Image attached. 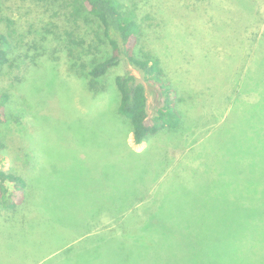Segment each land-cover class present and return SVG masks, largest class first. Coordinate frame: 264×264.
Masks as SVG:
<instances>
[{"label": "rangeland", "instance_id": "obj_1", "mask_svg": "<svg viewBox=\"0 0 264 264\" xmlns=\"http://www.w3.org/2000/svg\"><path fill=\"white\" fill-rule=\"evenodd\" d=\"M118 1L135 7L138 47L159 60L176 90L178 129L160 130L143 146L111 114L113 80L130 71L143 83L149 115L162 102L157 89L121 61L96 93L46 33L63 25L57 3L0 0L14 32L0 70V91L9 95L0 170L28 182L53 173L52 182L88 192L76 209L107 211L86 225L57 221L59 246L82 254L55 253L48 264H264V0ZM89 43L88 62L111 52ZM92 183L103 201H91ZM99 237L101 245L121 243L100 247Z\"/></svg>", "mask_w": 264, "mask_h": 264}, {"label": "trees", "instance_id": "obj_2", "mask_svg": "<svg viewBox=\"0 0 264 264\" xmlns=\"http://www.w3.org/2000/svg\"><path fill=\"white\" fill-rule=\"evenodd\" d=\"M45 2L50 6V0ZM56 3L62 8L60 10L63 25L57 26L54 23L46 33L59 41L60 49L66 54L69 66L79 69L77 71L81 74L78 75L89 89L96 93L103 91L99 81L111 68L122 61V64L126 63L138 71L142 81L152 84L160 93L161 105L153 115H149L143 83L139 82L130 71H125L114 78L118 100L111 114L117 121L122 122L121 125H128L127 132L133 143L140 145L163 129L177 130L180 125V115L176 104V90L161 69L159 60L150 52L138 47L143 27H140L141 22L136 16L135 7L125 6L118 0H51L52 6ZM53 15L57 16V12H53ZM11 26L12 21L6 16H1L0 7V70L8 64L9 53L12 51L14 32ZM82 28L84 30L81 36L78 30ZM89 32L93 34L96 43L87 37ZM87 41L98 48L106 45L111 50L110 54L100 60L94 59L88 62L85 59ZM8 101L9 95L0 91V124L6 121ZM51 174L53 173H49L48 176ZM32 179L35 183L31 185L20 175L0 170V218L3 219V224L8 223L7 241H5L7 244L0 246V264H27V261L29 264H48L53 260L47 257L55 253L58 256L61 254L60 258L78 257L82 251L68 250L64 249L66 246H59L61 232L57 221L80 219L86 225L89 216L98 218L103 213L107 214L103 209L97 210L96 213L76 209L78 204H81V200L89 201L88 196L83 195L79 198L78 195L82 194L80 191H72L68 186L58 187L52 180L48 181L43 173ZM41 191L42 197H40ZM111 193L114 194L116 191L111 190L108 194ZM90 194L92 202L103 201V196L107 197L104 193L101 194V190L94 183ZM110 197L112 196L109 195ZM36 207H39L42 213ZM30 213L33 215L30 216ZM117 214L116 210L110 211V216L119 221L121 217ZM126 236L128 235L125 234L123 237ZM99 239L97 238L96 243L100 247L108 243L111 245L112 242L121 243V240L114 239L101 245L103 238L99 237ZM87 246L85 244L84 247ZM62 249L64 250L59 252ZM134 253L119 251L116 254L117 257H127ZM120 264L127 263L120 262Z\"/></svg>", "mask_w": 264, "mask_h": 264}, {"label": "crops", "instance_id": "obj_3", "mask_svg": "<svg viewBox=\"0 0 264 264\" xmlns=\"http://www.w3.org/2000/svg\"><path fill=\"white\" fill-rule=\"evenodd\" d=\"M158 134V133H157ZM156 134V135H157ZM155 135V136H156ZM154 137V136H153ZM150 139H152V137L151 138H149L147 141H145L144 143H142V144H140V145H137V146H143L145 143H147ZM54 177V175H49V178L50 179H47L48 181H51L52 180V178ZM45 180V179H44ZM77 181H80V180H78V179H76ZM35 182H34V180L33 179H31L30 178V181H29V184H34ZM55 184H56V186H61V187H67L68 185H64V184H61L60 182H55ZM71 185H73V184H71ZM77 186H78V188H81L80 186H82L80 183H78L77 184ZM43 189V188H42ZM82 188L80 189V192L82 193V194H80V195H78V197L80 198L81 196H86V195H88V192H86V190L84 191V190H82ZM104 195H105V193H104ZM43 196V194H42V191H41V193H40V197H42ZM40 202V201H39ZM36 208H39V207H36ZM39 210H40V212L42 213V210L39 208Z\"/></svg>", "mask_w": 264, "mask_h": 264}]
</instances>
